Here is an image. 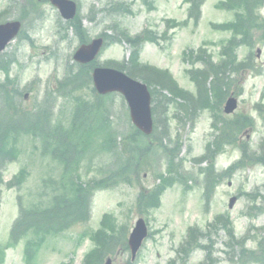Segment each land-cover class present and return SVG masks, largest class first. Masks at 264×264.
Segmentation results:
<instances>
[{"label":"rangeland","instance_id":"1","mask_svg":"<svg viewBox=\"0 0 264 264\" xmlns=\"http://www.w3.org/2000/svg\"><path fill=\"white\" fill-rule=\"evenodd\" d=\"M73 1L85 41L98 35L107 40L95 62L82 68L72 60L80 41L48 0H0V23L16 19L22 23L19 36L0 55V95H6L22 114L41 116L50 126L44 148L40 134L22 128H14V134L8 131L0 141L13 155L1 169L0 264H80L84 254L101 248L103 234L116 252L109 255L103 250L100 264L107 256L113 258L112 264H126L127 235L139 217L147 222L150 234L133 264H167L176 256L186 227H203L224 213L232 221L225 228L231 237L221 229L209 239L195 236L185 246L193 249L178 255L175 264H264V231L255 228L264 226V194L262 187L255 189L264 182V5L254 11L248 34H236L245 39L244 44L233 43L225 51V44L235 37L231 26L237 24L240 12L222 2L230 0H206L196 23L186 19L184 0ZM164 25L171 26L167 36L160 34ZM144 28L138 64L167 70L194 97L197 88L191 76L203 68L200 65L217 66L227 55L226 65L232 62L237 69L225 76L207 74L205 81L202 76L201 90L209 99L196 105V111H190L195 104L175 99L168 115L157 113V137L150 141L136 133L123 98L96 95L90 78L91 69L107 65V60L132 65L133 35ZM200 46L205 52L196 57ZM240 63H247L246 67H238ZM213 88L221 90L223 100L215 97ZM151 90L158 100L174 99L156 85ZM230 95L237 97L238 105L227 115L223 105ZM52 128L75 135L71 143L76 144L75 155L66 163L65 148L52 140ZM205 147L209 156L197 161ZM237 160L241 165L217 182L204 212L206 168L213 167L214 180L220 169ZM49 178L50 183L42 182ZM54 182L57 192L67 196H74L78 188L91 193L88 217L57 233L37 236L27 229L11 247L8 235L19 209L17 196L22 197L23 214H30L31 204L43 200L40 196ZM236 192L240 198L228 210V199ZM256 194L260 197L250 198ZM250 225L254 230L243 239Z\"/></svg>","mask_w":264,"mask_h":264},{"label":"trees","instance_id":"2","mask_svg":"<svg viewBox=\"0 0 264 264\" xmlns=\"http://www.w3.org/2000/svg\"><path fill=\"white\" fill-rule=\"evenodd\" d=\"M190 8L188 11V16L194 22H197V18L200 16V6L204 2V0H189ZM264 3V0H237L233 7H236L240 13L237 15L238 20L240 22L236 24V26L232 25L233 34L235 36L236 33H246L251 25V17L254 13V8L258 5ZM245 22H247L245 24ZM71 25L73 26V30L75 35L79 38L80 42L85 40L84 38V30L81 27V22L79 19H75ZM227 27L226 25H224ZM141 36H137L132 40L133 51L130 53V61L132 65L128 64L127 66L117 67L121 70H124L129 76L133 78H138L150 88L151 96H152V114L153 117L155 115L156 109L160 111L162 115H167L169 110L171 109V104L175 103V99H181L184 103L195 104L190 108V111H196V105L202 103L204 100L208 101L207 93H202L201 86V78L203 76V80L207 78V74L219 75L223 74L229 68H232V63L225 64V66L221 67H211L206 74H201V71H193L191 79L194 81L197 96L193 97L189 93L183 92L179 90L176 86V83L170 77L167 71H160L155 68L139 65L138 64V52L139 46L142 42L139 41ZM236 37V36H235ZM130 39V38H129ZM149 39H152L149 37ZM241 67V66H239ZM82 68V67H80ZM232 71V69H230ZM224 76V75H222ZM152 85L158 86L161 91L165 90L168 93H171L174 96V99L163 96L160 100L157 99L159 96L155 90H151ZM211 87L209 89L210 94ZM214 91L215 97L220 100H223V94L219 88L212 89ZM195 98V99H193ZM12 107V112L10 111ZM183 108V107H182ZM0 141L1 139H5L8 136V131H14V128L23 129L25 131H32L31 133L41 134V137L47 140V137L44 133H48L50 131L48 125H45V121H42L44 118L41 116H27L22 114L18 107L12 106L9 103V100L6 95H0ZM13 121L18 122L19 126L17 127ZM53 129V137L52 140L57 141V145L65 148L63 152L64 154H69L70 152L75 155L76 144H71L72 139L75 137L74 134L69 133L68 130L63 132H58L57 128ZM13 132V134H14ZM58 134H60V138H58ZM79 135V134H78ZM48 145V143H47ZM5 143H0V169L5 164V162L9 159L12 154H9L6 151ZM19 178V176H17ZM0 183H1V171H0ZM54 193L52 197H50L49 201L45 203L44 201L37 202V204H33L34 208H31L30 214H23L21 218L15 222V226L11 231L12 239L17 238L20 234L25 232L27 229L34 230L38 235H45L50 233H57L61 231L63 228L68 227L76 223L77 221H83L87 218V210H88V200L89 193L87 189L78 188L76 194L74 196H67L65 193H55L57 189L52 190ZM45 194L42 196L44 197ZM101 235L99 232L96 234L98 237ZM109 236L103 234L99 239L100 246L98 250H95L90 253L89 257L92 256V259L88 262V264H95V262H100L103 256V250L107 253H113L115 251L114 247L109 246L107 243H112ZM103 244H106L103 246ZM103 247V248H102Z\"/></svg>","mask_w":264,"mask_h":264},{"label":"water","instance_id":"3","mask_svg":"<svg viewBox=\"0 0 264 264\" xmlns=\"http://www.w3.org/2000/svg\"><path fill=\"white\" fill-rule=\"evenodd\" d=\"M55 6L61 17L65 20L73 18L76 7L70 0H49ZM20 28L18 21L9 22L0 25V51L5 45L17 35ZM102 46V39L97 38L90 44L81 45L74 53L73 59L79 63H87L95 58ZM94 87L99 94H105L112 91L120 92L124 95L130 112L132 123L144 134H149L152 129L150 115V96L144 84L128 77L120 71L109 68H96L92 73ZM236 107L234 99H228L224 111L232 112ZM145 236V226L141 219L136 222L135 228L129 236V247L131 255L134 257L142 239ZM109 264V261L107 262Z\"/></svg>","mask_w":264,"mask_h":264}]
</instances>
